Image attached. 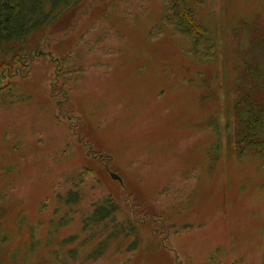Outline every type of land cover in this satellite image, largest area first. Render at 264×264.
I'll list each match as a JSON object with an SVG mask.
<instances>
[{
    "label": "rangeland",
    "instance_id": "374dc122",
    "mask_svg": "<svg viewBox=\"0 0 264 264\" xmlns=\"http://www.w3.org/2000/svg\"><path fill=\"white\" fill-rule=\"evenodd\" d=\"M187 10L207 57L170 0H83L0 83V264H264V0Z\"/></svg>",
    "mask_w": 264,
    "mask_h": 264
},
{
    "label": "trees",
    "instance_id": "16d2710c",
    "mask_svg": "<svg viewBox=\"0 0 264 264\" xmlns=\"http://www.w3.org/2000/svg\"><path fill=\"white\" fill-rule=\"evenodd\" d=\"M82 1L0 0V83L4 78L18 76L21 71L28 69L30 59L35 55V50H32L30 45L33 39L40 35L44 38L48 29H52L67 12ZM187 3L188 0H170L176 29L190 40L197 56L200 55V52L207 57L208 51H200L199 47L205 45L203 43H207L206 48L208 49L209 38L208 40L202 39L204 37L202 26L187 10ZM58 73L59 71L57 75ZM248 99L244 100L243 104L239 103L238 106L242 104L243 109L237 110L236 107L241 118L239 120L241 129L238 130L237 139L238 146L241 148L245 146L252 150L264 146V102L249 104ZM113 211L114 206L110 213Z\"/></svg>",
    "mask_w": 264,
    "mask_h": 264
},
{
    "label": "flooded vegetation",
    "instance_id": "af4514ba",
    "mask_svg": "<svg viewBox=\"0 0 264 264\" xmlns=\"http://www.w3.org/2000/svg\"><path fill=\"white\" fill-rule=\"evenodd\" d=\"M48 54V53H47ZM35 56H36V54H35ZM48 56H50L49 54H48ZM61 64V61H60V59L59 60H57V66L58 65H60ZM30 68H31V65H30V67L28 68V72H29V70H30ZM60 68H61V66H60ZM60 68H58V69H60ZM59 71V73H58V75L60 76V74H61V70H58ZM28 72H27V74H28ZM56 74H57V72H56ZM27 76V75H26ZM24 74H19L18 76H15V78H21V79H23V78H25L26 77ZM14 78V79H15ZM12 79V78H11ZM13 79V80H14ZM13 80L11 81L13 84H14V86H15V82H13ZM13 84H11V83H9V85H13ZM8 85V86H9ZM50 86H51V94L53 93V90L56 88V83L55 82H53V83H50ZM59 86V85H58ZM59 89H60V98L58 99V98H56V97H54V95H52L54 98H56V99H58V104H59V108L60 109H62L63 107L62 106H64L66 103H67V100L69 99V96H68V94L65 92V86H62L61 85V87H59ZM2 90L3 89H1V91H0V93L2 92ZM63 112H61L60 113V115L62 114ZM69 118V117H68ZM100 155V154H99ZM110 160V159H109ZM106 161V158L105 159H101V164H104V165H107V163L105 162ZM113 174V173H112ZM112 174H111V177H112ZM116 175V174H115ZM119 177V176H118ZM118 181V180H117Z\"/></svg>",
    "mask_w": 264,
    "mask_h": 264
},
{
    "label": "water",
    "instance_id": "95a60500",
    "mask_svg": "<svg viewBox=\"0 0 264 264\" xmlns=\"http://www.w3.org/2000/svg\"><path fill=\"white\" fill-rule=\"evenodd\" d=\"M42 53H43V52H41V51H40L39 53H37V52H36V54H39L40 56H41V55H43ZM112 178H113L114 180H118V181H120V182H121V179H120V177H118V176H117V175H115V174H112Z\"/></svg>",
    "mask_w": 264,
    "mask_h": 264
}]
</instances>
